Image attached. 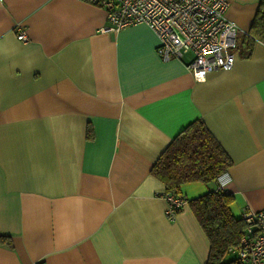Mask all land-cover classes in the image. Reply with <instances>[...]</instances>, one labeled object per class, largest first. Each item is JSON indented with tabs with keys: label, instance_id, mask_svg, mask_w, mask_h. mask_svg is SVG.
Masks as SVG:
<instances>
[{
	"label": "crops",
	"instance_id": "1",
	"mask_svg": "<svg viewBox=\"0 0 264 264\" xmlns=\"http://www.w3.org/2000/svg\"><path fill=\"white\" fill-rule=\"evenodd\" d=\"M225 1L235 62L198 83L192 53L163 61L143 24L100 32L105 12L87 1L0 0V264H206L193 212L168 218L149 173L196 119L232 162L231 214L264 209V44L244 37L259 0Z\"/></svg>",
	"mask_w": 264,
	"mask_h": 264
},
{
	"label": "built area",
	"instance_id": "2",
	"mask_svg": "<svg viewBox=\"0 0 264 264\" xmlns=\"http://www.w3.org/2000/svg\"><path fill=\"white\" fill-rule=\"evenodd\" d=\"M101 7L107 25L100 32H118L143 24L158 38L157 55L163 60L179 59L184 51L192 53L186 69L195 82L201 83L208 73L233 67L237 55L239 29L225 17V0H80ZM16 38H28L18 27ZM222 174L217 178L223 188ZM166 214L173 219L187 205L182 196L165 195ZM243 233L236 246L225 256L237 264H264V209L244 211Z\"/></svg>",
	"mask_w": 264,
	"mask_h": 264
},
{
	"label": "trees",
	"instance_id": "3",
	"mask_svg": "<svg viewBox=\"0 0 264 264\" xmlns=\"http://www.w3.org/2000/svg\"><path fill=\"white\" fill-rule=\"evenodd\" d=\"M248 48L254 42L264 44V0L244 35ZM91 139L90 130L87 135ZM231 160L206 128L196 119L180 130L152 165L150 176L164 186V196H181L179 186L188 182L217 183L231 165ZM232 194L218 188L187 200L208 244L206 264H237L225 259V252L236 246L244 230L242 218H235L229 209ZM0 245L11 247L9 237L0 235Z\"/></svg>",
	"mask_w": 264,
	"mask_h": 264
},
{
	"label": "rangeland",
	"instance_id": "4",
	"mask_svg": "<svg viewBox=\"0 0 264 264\" xmlns=\"http://www.w3.org/2000/svg\"><path fill=\"white\" fill-rule=\"evenodd\" d=\"M228 258V256H225V259H227Z\"/></svg>",
	"mask_w": 264,
	"mask_h": 264
}]
</instances>
